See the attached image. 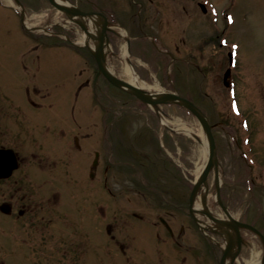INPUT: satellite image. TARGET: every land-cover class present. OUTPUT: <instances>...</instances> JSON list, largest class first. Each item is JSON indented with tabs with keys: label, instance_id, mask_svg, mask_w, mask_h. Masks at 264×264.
<instances>
[{
	"label": "flooded vegetation",
	"instance_id": "1",
	"mask_svg": "<svg viewBox=\"0 0 264 264\" xmlns=\"http://www.w3.org/2000/svg\"><path fill=\"white\" fill-rule=\"evenodd\" d=\"M68 1L79 11L102 13L108 23L125 29L123 21L129 23L135 16L137 35L129 31L126 35L106 33L112 48L127 39L129 58H144L142 46L148 40L154 52L152 60L164 57L169 66L179 61L176 54L158 45L163 41L153 31L154 34L149 33L151 28L144 27L157 16L160 19L163 16L166 5L161 0H127V11L121 10L120 0ZM116 8L124 20L115 12ZM51 10L56 11L49 0H0V264H115V246L123 258L122 264H158L157 260L139 259L148 254L143 252L145 245H132L118 238L122 225L119 226L111 202L107 200L104 205L99 197L100 188L114 197L109 173L113 171L111 165L115 166L110 148H105L103 141L100 145L99 139L109 142L112 129H126L127 123L118 121L123 112L133 109V113H141L144 106L125 92L140 108L113 97L110 87H114L102 75L96 78L98 68L93 54L76 45L83 38L80 27L67 21L62 24L61 13L59 23H52ZM62 49H69V55L74 56L66 59L70 66H75L74 75L80 78L71 112L82 100L86 108H96L93 103L100 105L105 114L101 134L97 108L86 121L73 115L67 121L63 114L62 72L59 76L52 72L55 64L62 67ZM177 51L178 47L173 50ZM187 55H192L191 59L180 60L191 69L196 66L194 51ZM170 75L172 81L167 73L163 76L164 85L175 89L177 75ZM159 82L154 81L161 85ZM110 111L114 112L113 119L107 116ZM125 137L129 138L123 131L120 138ZM137 137L131 136L129 146L123 144L135 167L143 166L146 159L131 142L137 141ZM4 167H10L8 172H3ZM124 184L128 201L131 195L141 204L147 198L155 203L154 215L141 212L140 215L132 210L122 219L125 236L134 235L133 225L143 221L153 226L165 249L181 253L171 255L169 264H187L188 252H195L196 264H201L202 251H195L198 246H203V252L206 248L212 260L219 263L216 253L222 254L220 236L210 234L215 242L211 241L191 215H176L161 207L155 195L145 194L135 176H129ZM197 240L202 244H195ZM155 252L157 255L159 250Z\"/></svg>",
	"mask_w": 264,
	"mask_h": 264
},
{
	"label": "rangeland",
	"instance_id": "2",
	"mask_svg": "<svg viewBox=\"0 0 264 264\" xmlns=\"http://www.w3.org/2000/svg\"><path fill=\"white\" fill-rule=\"evenodd\" d=\"M161 1L166 5L162 10L163 16L161 19L157 16L144 27L146 30L151 28L149 33L154 32L163 41L158 45L173 55L176 54L179 61L175 60V64L169 66L164 57L160 59L158 56V60H152L154 52L147 40L148 42L146 41L142 46L144 58L130 57V65L135 73L147 82L152 84L154 81H160L162 83L159 84L160 88L164 90H167L163 78L165 73H176L177 93L181 97L191 99L214 126L212 134L220 167V196L223 204L235 219H245L264 235V0ZM199 3L204 4L205 13L201 11ZM102 4L106 7L105 2ZM120 7L121 10L124 8L127 11V0H120ZM131 10L133 12L134 8ZM117 11L118 8L115 12L119 14ZM60 17L59 12L51 10L52 23H59ZM120 17L124 20L121 15ZM63 21L66 20L62 16V24ZM136 21L135 16L129 23L123 21L127 29L121 28L120 33L126 35L129 31L130 34L137 35ZM176 47L178 53L173 52ZM124 48L125 43H116L110 51H115L117 56L107 55L109 67L116 74L122 66L121 56L124 54ZM189 51H194L196 58V66L191 69L180 60L191 59L192 55H187ZM229 51L235 59V68L231 70L234 90L230 91V97L236 94L235 103L229 97L228 88L223 85V73L227 67ZM69 53V49H62V67L55 64L52 68L55 76H59L62 72V103L65 108L64 110L62 107L63 114L67 117V121H70L72 115L86 121L93 109L97 108L95 114L99 120L98 128L101 134L105 129V122H102L105 114L100 105L93 103L96 108H86V103L82 100L81 103L78 102L74 112H71L76 100V83L80 78L74 75L75 66L68 64L66 58L74 57ZM172 80L173 78H170V81ZM110 92L116 100L140 108V105L126 96L124 91L110 87ZM84 93L85 91L82 95ZM82 99L86 100L83 97ZM140 110L138 111L141 113L137 114L133 113V109L128 113L124 111L123 118L118 120L119 123H127L123 131H126L128 139L120 138L123 135L120 128L112 129V134L108 136L109 142L107 139H99L100 145L103 141L104 147L110 148L112 161L115 164V166L111 165L113 171L109 173V179L114 185V197H109L105 190L100 188V203L105 205L107 200L111 202L115 216L120 222L119 226L122 225V228H119L120 232L117 233L121 241L136 246L140 244L146 246L143 252L148 254L139 259L157 260L158 264H169L171 255L175 256L178 251L170 252L165 249L151 224L136 222L139 224L133 225L134 235L125 236L127 234L125 229L122 232L123 227L126 226L122 223V219L130 215L132 210L140 215H154L155 212V203L150 198H147L145 204H141L139 199L128 195L130 198L128 201L123 191L124 183L129 176H135L141 182L145 194L155 195L161 207L170 209L176 215L177 213L188 215V197L193 184L191 172L201 158V151L204 146L207 149V145L197 120L183 109L174 106L163 107L164 118L168 122L166 126L170 128L169 125L184 124L196 131L199 140L165 129L150 108L142 107ZM115 115L118 116L117 113ZM107 116L112 119L115 117L113 111ZM137 135V141L131 140V142L136 148L141 149L146 159L142 161L143 166L135 167L132 166L133 161L123 144L129 146L131 136ZM81 172L84 174L85 171ZM100 176L101 174H98L97 179H100ZM214 181L215 175L212 171L207 181L209 191L207 205L213 215L225 218L214 197ZM110 185L109 183L108 186ZM75 212L73 215H76ZM249 234L244 232L245 243L235 264H245L251 259L252 252L259 253L261 258L260 240L255 236L246 239ZM195 244L202 243L197 240ZM132 245L131 247L136 249ZM202 247L198 246L195 250L200 253L202 251L199 257L201 264H216L207 249L204 248L203 252ZM155 249L159 250L157 255ZM135 253L138 254L139 251L136 250ZM193 253L188 252L185 255L188 263L196 264ZM113 254L115 264H122L120 260L123 258L116 246ZM219 254L216 253L217 260Z\"/></svg>",
	"mask_w": 264,
	"mask_h": 264
},
{
	"label": "water",
	"instance_id": "3",
	"mask_svg": "<svg viewBox=\"0 0 264 264\" xmlns=\"http://www.w3.org/2000/svg\"><path fill=\"white\" fill-rule=\"evenodd\" d=\"M50 4L67 16L70 22L78 25L84 33L86 40L85 46L89 48L90 52L95 57L97 62L98 72L96 78L102 75L112 86L121 89L138 99L145 105L149 106L154 113L161 118L163 112L161 106L164 105H177L186 111H188L198 122L204 134L206 145H207V161L199 175L194 181L188 200V212L193 217L197 226L201 231H207L220 236L223 239L222 255L219 260V264H233L238 257L242 245L245 243L242 238L241 232L247 231L253 236L260 240L262 246V253L259 264H264V235L253 226L242 223L235 219L228 211V209L222 204L220 199V184L221 179L219 176V163L216 153V145L212 134L213 125L210 124L205 114L190 100L179 96L176 93L168 91H160L151 93L138 86L131 85L126 81L118 78L113 72H110L106 66V51L109 49V39L107 32L113 31L109 27V23L106 20L104 14L95 12H82L77 10L71 5H65L59 3L58 0H49ZM202 7V6H201ZM203 9V7H202ZM204 11V9H203ZM98 16V22L94 21V17ZM89 22H92L96 26V30L91 32L88 29ZM114 32V31H113ZM89 41L93 42V49L89 47ZM127 41V40H126ZM128 44V41H127ZM128 52V49L126 50ZM229 65L232 64V55L228 54ZM230 75V69H227L223 76V83L225 86L228 85L227 79ZM164 128L168 129L165 125ZM169 130V129H168ZM196 140L198 138L194 136ZM10 167L7 169L4 167L3 172H8ZM12 168V167H11ZM214 172V197L217 205L220 207L226 219H220L212 215L207 205L208 196V176L211 172ZM200 196L201 208H195L194 204L196 198ZM196 215H200L204 219L210 221V225H205L196 218ZM211 239V238H210Z\"/></svg>",
	"mask_w": 264,
	"mask_h": 264
},
{
	"label": "bare ground",
	"instance_id": "4",
	"mask_svg": "<svg viewBox=\"0 0 264 264\" xmlns=\"http://www.w3.org/2000/svg\"><path fill=\"white\" fill-rule=\"evenodd\" d=\"M58 1L60 3H62V0H58ZM94 21L97 22L95 19H94ZM87 26L91 32H94L97 29L96 26L92 22H89V24ZM82 41L83 40L78 41V44L81 45ZM93 46L91 45L90 48L93 49L94 48ZM107 53L108 54L111 53L109 51V49L107 50ZM121 60H122V66H121L120 71L117 73L118 78H121L122 80L126 81L127 83H130L131 85L138 86V87L143 88L146 91L151 92V93L161 91V88L157 83L150 84V83L144 82L134 73L132 66L130 65V61H129L130 58L126 54H123L121 56ZM107 63H108V61H107ZM106 66L110 72H114V70L109 67V64H107ZM161 121H162L163 125L168 124V122L165 120L164 117H161ZM169 126H171V127L168 129L174 133L183 134L186 136H190L192 138H194V136H196L198 138V136L196 135V131L190 127L185 126L184 124H177L176 123L174 125H169ZM198 140H199V138H198ZM206 161H207V149H206V146H204L203 150L201 151V158H200L198 164L196 165V167L191 172L193 182L199 177ZM198 198H199V202H198ZM199 206H200V196H198L196 198V202L194 204L195 208H199ZM196 218H198L200 221H202V223L205 225H208L210 222L208 220H203V217H201L200 215H196ZM220 219H225V218L220 217ZM244 232H247V231H242L241 235L245 241ZM250 234L246 236V239H250L251 237H254L253 235H250ZM251 255H252L251 259L246 261L245 264H259L260 254L259 253L254 254V252H252Z\"/></svg>",
	"mask_w": 264,
	"mask_h": 264
}]
</instances>
